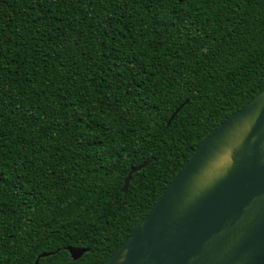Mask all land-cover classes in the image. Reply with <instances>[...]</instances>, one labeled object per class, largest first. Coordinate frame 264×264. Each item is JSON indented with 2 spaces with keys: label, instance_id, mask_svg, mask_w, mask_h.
<instances>
[{
  "label": "trees",
  "instance_id": "obj_1",
  "mask_svg": "<svg viewBox=\"0 0 264 264\" xmlns=\"http://www.w3.org/2000/svg\"><path fill=\"white\" fill-rule=\"evenodd\" d=\"M263 87L264 0H0V264H103Z\"/></svg>",
  "mask_w": 264,
  "mask_h": 264
},
{
  "label": "water",
  "instance_id": "obj_2",
  "mask_svg": "<svg viewBox=\"0 0 264 264\" xmlns=\"http://www.w3.org/2000/svg\"><path fill=\"white\" fill-rule=\"evenodd\" d=\"M146 164L129 167L123 195ZM66 251L75 261L87 249ZM103 264H264V87L203 138Z\"/></svg>",
  "mask_w": 264,
  "mask_h": 264
}]
</instances>
